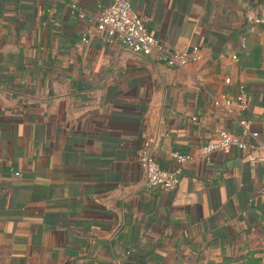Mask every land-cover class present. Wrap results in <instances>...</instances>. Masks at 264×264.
<instances>
[{"label": "crops", "instance_id": "0c3cea01", "mask_svg": "<svg viewBox=\"0 0 264 264\" xmlns=\"http://www.w3.org/2000/svg\"><path fill=\"white\" fill-rule=\"evenodd\" d=\"M111 1L0 0V264H257L264 162L199 151L241 133L214 105L241 87L264 136V0H129L169 47H200L181 67L84 42L94 25L71 3ZM146 140L163 168L194 156L176 190L146 187Z\"/></svg>", "mask_w": 264, "mask_h": 264}, {"label": "built area", "instance_id": "2783aa9c", "mask_svg": "<svg viewBox=\"0 0 264 264\" xmlns=\"http://www.w3.org/2000/svg\"><path fill=\"white\" fill-rule=\"evenodd\" d=\"M70 8L78 18L87 19L94 25L92 31L85 33L84 42H89L90 33L98 34L109 43L119 42L136 55L153 56L161 59L170 67L185 66L192 62H198L202 58L201 49L197 45L191 49L169 47L155 37L148 31L144 18L135 10L129 0H112L109 5H99L96 14L86 12L77 3H71ZM250 20L253 24L264 25V16L254 17ZM241 46L243 49L247 47L246 36H243ZM234 58L237 56L234 55ZM231 81L230 77L226 78V83H231ZM214 105L221 108L228 117L236 119L241 125L242 131L240 134H234L226 129L220 130L216 140L202 145L199 151L200 156L210 162L211 154L214 151L229 152L239 149L253 166L264 162V136L251 128L250 120L240 116L250 106V99L244 88L241 87L240 92L233 99H215ZM193 119L197 120V117ZM154 147L151 140H146L139 152V163L145 176L146 187L174 191L180 185L184 165L192 161L194 156L174 151L172 157L176 166L166 169L158 163ZM257 264H264V253Z\"/></svg>", "mask_w": 264, "mask_h": 264}]
</instances>
